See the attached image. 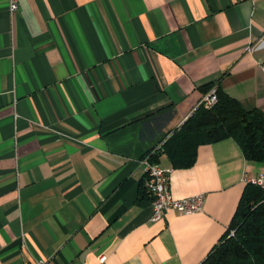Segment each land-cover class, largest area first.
Here are the masks:
<instances>
[{
  "label": "crops",
  "instance_id": "crops-1",
  "mask_svg": "<svg viewBox=\"0 0 264 264\" xmlns=\"http://www.w3.org/2000/svg\"><path fill=\"white\" fill-rule=\"evenodd\" d=\"M0 0V264H202L249 178L233 139L166 153L174 199L153 222L147 153L220 87L264 112V0ZM104 259V260H103Z\"/></svg>",
  "mask_w": 264,
  "mask_h": 264
},
{
  "label": "trees",
  "instance_id": "trees-1",
  "mask_svg": "<svg viewBox=\"0 0 264 264\" xmlns=\"http://www.w3.org/2000/svg\"><path fill=\"white\" fill-rule=\"evenodd\" d=\"M214 84L202 86L208 94ZM218 102L212 108L200 106L179 131L146 157L160 163L164 153L176 164L190 167L197 148L225 139L235 140L247 160L264 164V112L247 110L217 87ZM202 264H264V190L247 184L232 221Z\"/></svg>",
  "mask_w": 264,
  "mask_h": 264
},
{
  "label": "built area",
  "instance_id": "built-area-1",
  "mask_svg": "<svg viewBox=\"0 0 264 264\" xmlns=\"http://www.w3.org/2000/svg\"><path fill=\"white\" fill-rule=\"evenodd\" d=\"M20 9V0H10L9 12L12 17L16 16ZM264 70V63L262 64ZM218 102L217 87L203 98L199 106L212 108ZM145 165L144 186L153 197V222L164 220L165 214L176 211L180 214L191 215L202 212L206 197L204 194L196 195L186 199H174L170 193V169L163 168L159 163L152 162L150 157L143 161ZM247 183L258 186L264 190V175L249 178ZM104 260V259H103ZM40 264H44L41 262Z\"/></svg>",
  "mask_w": 264,
  "mask_h": 264
}]
</instances>
